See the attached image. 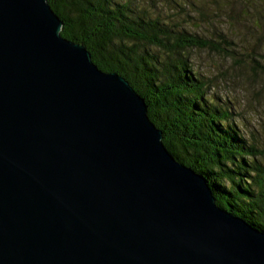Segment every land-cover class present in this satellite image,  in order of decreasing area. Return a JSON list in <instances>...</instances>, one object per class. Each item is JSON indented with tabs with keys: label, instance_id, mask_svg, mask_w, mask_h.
I'll return each instance as SVG.
<instances>
[{
	"label": "water",
	"instance_id": "1",
	"mask_svg": "<svg viewBox=\"0 0 264 264\" xmlns=\"http://www.w3.org/2000/svg\"><path fill=\"white\" fill-rule=\"evenodd\" d=\"M63 26L48 0H0V264H264V232Z\"/></svg>",
	"mask_w": 264,
	"mask_h": 264
},
{
	"label": "trees",
	"instance_id": "2",
	"mask_svg": "<svg viewBox=\"0 0 264 264\" xmlns=\"http://www.w3.org/2000/svg\"><path fill=\"white\" fill-rule=\"evenodd\" d=\"M48 2L64 23L61 35L82 43L101 70L123 76L146 100L167 149L206 178L217 205L264 232V148L245 138L232 108L210 95L188 59L193 49H227L139 0Z\"/></svg>",
	"mask_w": 264,
	"mask_h": 264
},
{
	"label": "rangeland",
	"instance_id": "3",
	"mask_svg": "<svg viewBox=\"0 0 264 264\" xmlns=\"http://www.w3.org/2000/svg\"><path fill=\"white\" fill-rule=\"evenodd\" d=\"M139 1L152 14L227 49H193L188 59L211 85L210 95L232 108L245 138L263 149L264 0Z\"/></svg>",
	"mask_w": 264,
	"mask_h": 264
}]
</instances>
